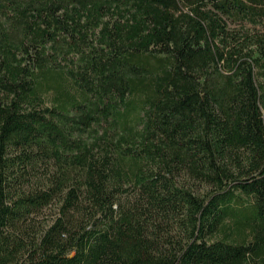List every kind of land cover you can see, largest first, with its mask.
I'll return each mask as SVG.
<instances>
[{"label":"trees","instance_id":"obj_1","mask_svg":"<svg viewBox=\"0 0 264 264\" xmlns=\"http://www.w3.org/2000/svg\"><path fill=\"white\" fill-rule=\"evenodd\" d=\"M0 264H264V0H0Z\"/></svg>","mask_w":264,"mask_h":264},{"label":"rangeland","instance_id":"obj_2","mask_svg":"<svg viewBox=\"0 0 264 264\" xmlns=\"http://www.w3.org/2000/svg\"><path fill=\"white\" fill-rule=\"evenodd\" d=\"M199 190H201V188Z\"/></svg>","mask_w":264,"mask_h":264}]
</instances>
